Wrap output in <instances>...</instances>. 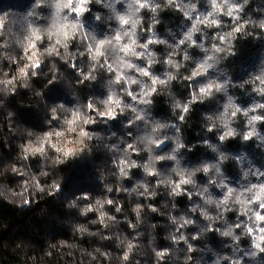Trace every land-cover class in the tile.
Returning <instances> with one entry per match:
<instances>
[{"label":"clouds","instance_id":"9594fccd","mask_svg":"<svg viewBox=\"0 0 264 264\" xmlns=\"http://www.w3.org/2000/svg\"><path fill=\"white\" fill-rule=\"evenodd\" d=\"M0 205V264H264V0H0Z\"/></svg>","mask_w":264,"mask_h":264},{"label":"trees","instance_id":"16d2710c","mask_svg":"<svg viewBox=\"0 0 264 264\" xmlns=\"http://www.w3.org/2000/svg\"><path fill=\"white\" fill-rule=\"evenodd\" d=\"M23 114L29 120L31 119L32 113L30 111H26ZM193 139H195V137H193ZM13 151H15V149H13ZM83 178H84V171L79 168H77V170L72 173V181H80L83 180ZM72 181H70L67 187L72 186ZM48 202L49 201H45V203ZM37 207H39V205ZM0 215H2L5 219L11 218L9 230L3 233L4 238H6L10 234L12 228L16 227L17 225H22V226L25 225L29 216L33 217V223L37 227L41 224V221L37 219L32 212L18 214L17 210L9 205H0ZM23 231L26 235L32 234L26 228L23 229ZM9 259H13V258L9 256Z\"/></svg>","mask_w":264,"mask_h":264}]
</instances>
